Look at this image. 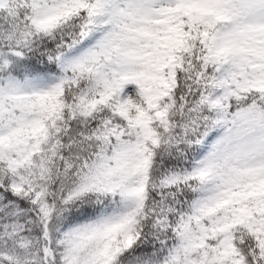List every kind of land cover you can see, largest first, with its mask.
<instances>
[{
  "label": "snow or ice",
  "instance_id": "obj_1",
  "mask_svg": "<svg viewBox=\"0 0 264 264\" xmlns=\"http://www.w3.org/2000/svg\"><path fill=\"white\" fill-rule=\"evenodd\" d=\"M0 264H264V0H0Z\"/></svg>",
  "mask_w": 264,
  "mask_h": 264
}]
</instances>
